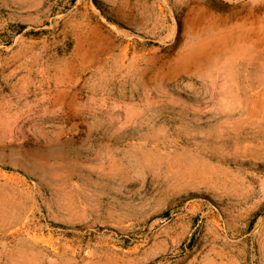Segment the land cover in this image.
<instances>
[{
	"label": "rangeland",
	"instance_id": "1",
	"mask_svg": "<svg viewBox=\"0 0 264 264\" xmlns=\"http://www.w3.org/2000/svg\"><path fill=\"white\" fill-rule=\"evenodd\" d=\"M0 264H264V0H0Z\"/></svg>",
	"mask_w": 264,
	"mask_h": 264
}]
</instances>
